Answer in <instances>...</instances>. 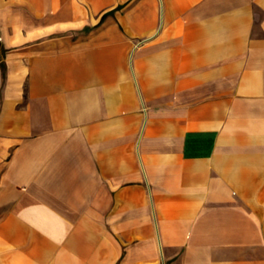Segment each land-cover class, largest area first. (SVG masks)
I'll return each mask as SVG.
<instances>
[{
	"label": "crops",
	"instance_id": "obj_1",
	"mask_svg": "<svg viewBox=\"0 0 264 264\" xmlns=\"http://www.w3.org/2000/svg\"><path fill=\"white\" fill-rule=\"evenodd\" d=\"M0 264H264V0H0Z\"/></svg>",
	"mask_w": 264,
	"mask_h": 264
},
{
	"label": "trees",
	"instance_id": "obj_2",
	"mask_svg": "<svg viewBox=\"0 0 264 264\" xmlns=\"http://www.w3.org/2000/svg\"><path fill=\"white\" fill-rule=\"evenodd\" d=\"M1 67H2V71L4 70L5 66L3 64V62L1 63Z\"/></svg>",
	"mask_w": 264,
	"mask_h": 264
}]
</instances>
